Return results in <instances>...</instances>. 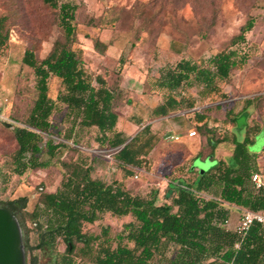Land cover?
Returning a JSON list of instances; mask_svg holds the SVG:
<instances>
[{
	"label": "rangeland",
	"instance_id": "obj_1",
	"mask_svg": "<svg viewBox=\"0 0 264 264\" xmlns=\"http://www.w3.org/2000/svg\"><path fill=\"white\" fill-rule=\"evenodd\" d=\"M78 5L74 25L77 42L74 47L82 51L84 69L92 78L100 75L114 91L113 108L118 114L116 129L132 138L144 126L149 132L140 134L144 142L153 137L152 145L141 156L140 166L122 168L115 158L116 148L108 147L97 140L96 127H80L77 117L69 108L55 100L56 106L50 116L49 133L37 131L41 145L47 140L60 146L45 168L27 169L23 174L13 172L12 156L16 149L14 134L25 119L36 98L33 70L22 63L26 49H30L38 60L44 58L56 40H63L58 24V12L43 0H0V17L5 16L4 29L8 40L0 49V201L27 196L28 202L23 218L28 230L30 245H35L38 230L34 226L32 211L39 202L41 193L55 191L64 172L63 162L81 160L93 167L92 176L110 183L118 181L132 194L149 195L158 191V203L170 202V185L174 177L190 183L195 172L186 169L188 153L183 144L171 142L167 136L171 131L182 134L196 127V114L206 116L212 136L222 140L227 133L229 109L240 110L245 99L252 100L251 125L260 129L255 132L248 151L260 154L264 149V0H60ZM254 18V26L245 34V40L232 44L240 26ZM94 40L105 43V51L94 48ZM235 51L237 65L228 78L217 79L218 90L200 95L199 85H183L172 92L181 98V104L169 110L181 117L179 126L171 118L166 120L153 114V108L162 102L168 91L156 86V79L163 68L174 65L180 59H188L207 66L208 59L222 51ZM95 84V83H94ZM49 96L56 99L63 90L55 77L48 80ZM180 91H183L182 95ZM6 98L7 102L1 101ZM192 102L193 106H188ZM238 129L234 130L238 140L245 134L244 114L237 116ZM15 121V123H10ZM203 152L209 147L203 141ZM182 153V154H181ZM258 160L264 166V151ZM204 157V156H202ZM43 159L48 155L43 153ZM216 163V158L194 159L193 166L202 174ZM243 207L229 206L227 228L234 229ZM135 222L130 215L118 217L104 212L93 223H84L86 233L110 237L111 244L117 242L124 225ZM106 229V234L103 230ZM22 230V229H21ZM103 235V236H102ZM126 243V240L123 241ZM131 246V243H127ZM77 243V247H81ZM65 244L59 240L55 253L64 251ZM168 252L167 254H169ZM39 264H53L49 251L33 250ZM25 256L28 259L29 253ZM80 264H89L86 259L76 257Z\"/></svg>",
	"mask_w": 264,
	"mask_h": 264
},
{
	"label": "trees",
	"instance_id": "obj_2",
	"mask_svg": "<svg viewBox=\"0 0 264 264\" xmlns=\"http://www.w3.org/2000/svg\"><path fill=\"white\" fill-rule=\"evenodd\" d=\"M43 2L57 10L63 40H56L41 60L30 49H26L22 56V63L33 70L36 98L24 126L17 127L14 134L13 172L21 175L27 169L45 168L55 155L60 145L47 140L42 146L38 133H49L52 127L49 118L55 109V100L64 103L70 113L75 114L80 127L98 129L97 140L116 148L115 158L122 168L140 166L141 156L147 153L153 141L152 136L140 141V134L149 132V125L132 138L116 129L118 114L113 108L114 91L100 75L92 78L86 72L82 51L74 47L78 5L60 0ZM5 19V16L0 17V49L8 40ZM254 21L250 17L240 26L232 44L245 40ZM105 46L102 41L94 40L98 52L103 53ZM234 55L233 50H222L208 59L207 66L182 58L163 68L156 86L169 93L153 108V114L164 116L180 105L181 98L177 99L172 92L183 85H199L202 96L217 91V79L228 78L238 63ZM52 76L63 86L56 99L48 93V80ZM180 93L184 94L183 91ZM252 103V100L245 99L240 110L235 112L231 108L226 112L228 122L235 129L240 128L237 116L245 115L242 140H238L234 130L227 131L230 138L225 136L222 140L205 136L210 150L203 155V146L197 153L198 157L214 156L215 148L224 144L230 151L228 158L216 160L212 167L190 183L184 180L170 185L167 190V194L172 193L170 202L158 203L155 189L144 197L132 194L118 181L107 183L95 178L91 175L92 165L84 161L63 162L64 172L59 186L55 191L41 193L31 213L38 239L35 245H30L23 218L27 196L0 201V207L8 209L20 223L25 252L29 253L26 264H39L33 250L49 251L53 255V264H80L75 261L77 256L89 264H264V225L254 222L240 237L224 223L229 218V206L233 204L264 212V190L255 189L251 182V174L261 167L258 154L248 151V144L253 142L252 135L261 127L247 123ZM192 104L189 102L188 106L192 107ZM205 119L206 116L196 114V122L200 124L196 123L195 128L202 134H212ZM43 153L48 155L47 159L42 158ZM104 212L118 217L130 215L135 221L124 225L114 246L110 237L102 235L101 238L82 230L84 223H93ZM103 232L106 234V229ZM59 240L65 244V249L56 254ZM77 243L82 246L78 248Z\"/></svg>",
	"mask_w": 264,
	"mask_h": 264
},
{
	"label": "water",
	"instance_id": "obj_3",
	"mask_svg": "<svg viewBox=\"0 0 264 264\" xmlns=\"http://www.w3.org/2000/svg\"><path fill=\"white\" fill-rule=\"evenodd\" d=\"M0 264H26L20 223L4 207H0Z\"/></svg>",
	"mask_w": 264,
	"mask_h": 264
},
{
	"label": "crops",
	"instance_id": "obj_4",
	"mask_svg": "<svg viewBox=\"0 0 264 264\" xmlns=\"http://www.w3.org/2000/svg\"><path fill=\"white\" fill-rule=\"evenodd\" d=\"M251 110V107L249 108V111ZM238 111V110H237ZM235 111V112H237ZM169 113V112H168ZM160 117V116H158ZM163 118H165L166 120H168L169 118L172 119V121L176 122L177 125L179 126V122L181 121V117H179L178 112L177 113H173L171 115L166 114L164 116H161ZM207 120V118L205 119ZM208 122V120H207ZM197 124H200V122H196ZM247 123H250V119H247ZM209 126V124H208ZM227 127L229 132L231 133L233 130H235V128L228 122L227 123ZM188 132V131H187ZM187 132L182 134L180 132L177 131H171L169 133L170 134H178L181 136L179 141H171V142H176V143H181L183 144V148L182 150L186 151L188 153L187 158L185 159V161H187L188 166L186 167L187 170L191 171V172H195L196 176L198 175L197 173V168L193 166V161L194 159L198 158L197 153L202 149L203 147V141L206 142V138L205 137H199L197 132H196V136H188ZM227 147L224 146V144H219L214 151V156H205V157H201V158H207L210 157L211 159H215L219 160L221 158L223 159H227L228 156L230 155V151L228 149H226ZM263 152V151H262ZM261 152V153H262ZM258 154V160L262 157V155ZM182 154V153H181ZM212 167V166H211ZM180 181H184L181 179L180 175H178L177 177H174V181L173 184L177 185V183H179Z\"/></svg>",
	"mask_w": 264,
	"mask_h": 264
},
{
	"label": "built area",
	"instance_id": "obj_5",
	"mask_svg": "<svg viewBox=\"0 0 264 264\" xmlns=\"http://www.w3.org/2000/svg\"><path fill=\"white\" fill-rule=\"evenodd\" d=\"M7 102V99L4 98L1 103ZM2 109L0 108V118L2 117ZM10 123H15V121H11ZM16 124V123H15ZM24 126V125H20ZM187 135L192 137L196 136V131L189 130ZM181 138L178 134H170L167 136L169 141H179ZM251 182L255 189H263L264 190V166L260 167L258 170L254 171L251 174ZM254 222H259L264 225V212L262 211H252L246 208L241 210V214L238 218V221L234 227V231L238 234V236L243 237L246 232L248 231L249 227ZM224 223H228V219L224 220ZM235 246L237 247L238 244L236 243Z\"/></svg>",
	"mask_w": 264,
	"mask_h": 264
}]
</instances>
